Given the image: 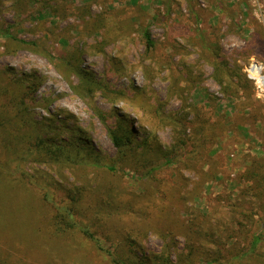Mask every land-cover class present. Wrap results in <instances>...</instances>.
I'll return each mask as SVG.
<instances>
[{
    "label": "rangeland",
    "instance_id": "obj_1",
    "mask_svg": "<svg viewBox=\"0 0 264 264\" xmlns=\"http://www.w3.org/2000/svg\"><path fill=\"white\" fill-rule=\"evenodd\" d=\"M9 25L11 38L0 34V67L35 76L31 111L50 140L87 138L105 162L115 159L90 100L72 87L78 79L65 63L79 56L108 87L93 101L128 116L148 149L173 142L157 109L189 112L181 152L202 138L205 147L197 146L204 157L194 170L174 162L156 180L121 165L110 174L90 165L26 163L34 182L22 184L24 193L0 186V264H115L111 258L130 250L159 252L170 237L182 249L192 223L230 226L227 204L247 183L241 174L252 160L264 162V100L247 75L252 62L264 71V0H0V28ZM145 27L154 41L149 49ZM226 62L240 69L243 89L227 81ZM18 176L12 186L20 185ZM81 184L79 226L55 233L51 202L65 204L64 188Z\"/></svg>",
    "mask_w": 264,
    "mask_h": 264
},
{
    "label": "trees",
    "instance_id": "obj_2",
    "mask_svg": "<svg viewBox=\"0 0 264 264\" xmlns=\"http://www.w3.org/2000/svg\"><path fill=\"white\" fill-rule=\"evenodd\" d=\"M10 27V25L1 27L0 34L11 38ZM142 34L146 49L151 48L154 41L146 27L142 30ZM74 60L77 62L65 63L69 73H73L78 79V83L72 87L82 98L90 100L94 115L98 116L116 149L115 159L105 162L103 155L87 138L78 137L76 141L72 138L52 141L49 136L42 135L43 121L37 120L31 111L32 103L35 101L32 94L38 85L35 76L22 78L0 67V186L16 190L19 188L18 194L24 193L22 184H25L26 180L29 183L34 182L32 179L30 181V173L25 168L28 162H48L62 167L71 164L90 165L95 170L110 174H115L117 166L121 165L138 170L149 180H156V173L174 162L185 169L194 170V164L204 157L200 152L205 144L202 138L201 144L194 143L190 150L180 151L185 145L182 135L185 132L186 115L189 112H184L182 115L181 110L163 113L157 109L159 120L172 129L173 142L163 149L151 151L146 146L149 141L147 137L137 140V131L128 116L120 114L113 107L109 112H105L93 101L97 91L102 92L108 87L94 73L80 66L79 56ZM214 68L216 71L217 66ZM224 71L230 84H234L237 88L245 85V83L241 85L243 80L239 74L240 69H232L226 62ZM214 78L223 88L225 82L219 74L215 73ZM111 116L115 119L113 124L108 121ZM200 128L202 129L199 130L203 132L204 127L200 126ZM79 129L75 131L80 133ZM197 146L203 147L197 149ZM250 165V169L247 165L241 174V180L247 183L239 190L234 200L227 204L228 213L231 215L230 226L224 225L219 229L222 225L220 223L210 224V227L192 223V227L189 226L183 232L185 241L182 249L174 246V237H170L171 241L166 242L159 252L138 256L130 250L132 256L126 254L124 257L111 258V260L115 264H264V162L260 158L256 161L252 160ZM16 172H19L16 178L20 185L12 186L14 183L12 175ZM248 181H251L249 185ZM81 185L64 188L68 198L65 204L57 205L51 202L54 211H51L50 226L55 233L79 226L75 216H83L80 214L79 203L83 199L85 186ZM196 187H199V183ZM44 197L50 202V197L47 195ZM32 206L34 207L33 204ZM83 231L92 236L88 228H83ZM169 239L167 235L165 240Z\"/></svg>",
    "mask_w": 264,
    "mask_h": 264
},
{
    "label": "built area",
    "instance_id": "obj_3",
    "mask_svg": "<svg viewBox=\"0 0 264 264\" xmlns=\"http://www.w3.org/2000/svg\"><path fill=\"white\" fill-rule=\"evenodd\" d=\"M247 75L248 79L252 80L255 85L257 96L264 100V71L262 66L252 62L248 65Z\"/></svg>",
    "mask_w": 264,
    "mask_h": 264
}]
</instances>
